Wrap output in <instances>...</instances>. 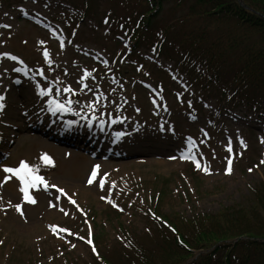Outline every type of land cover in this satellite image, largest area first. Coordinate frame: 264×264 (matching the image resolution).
<instances>
[{"label": "rangeland", "instance_id": "obj_1", "mask_svg": "<svg viewBox=\"0 0 264 264\" xmlns=\"http://www.w3.org/2000/svg\"><path fill=\"white\" fill-rule=\"evenodd\" d=\"M154 1L155 5L149 0H0V53L17 52L32 67L42 68L47 82L56 79L63 89L70 86L76 92H63L61 99L50 87L53 91L44 102L78 98L86 107L97 92V101L104 100L109 113L123 117L114 120L130 133L115 144L121 155L112 152L111 156L102 146L95 145L97 150L78 138L59 139L61 131L50 138L52 132L43 134L44 126L38 125L41 130L28 126L23 114L32 112L25 92L37 89L29 82L13 88L14 64L0 56V94L8 95L0 110L2 146L7 150L8 142H15L0 166L28 161L38 165L37 174L49 183L47 191L42 185L30 189L36 204L23 200L15 177L0 187V264H103L93 246L103 257L130 258L161 235L163 226L157 217L172 223L180 217L240 210L248 205L253 187L256 192L263 190L264 111L252 107L256 103L248 99L227 101L215 78L208 81L180 59L188 44L179 43L178 34L183 33L179 28H188L192 20L193 26L211 25L209 18L191 16L189 9L180 6L174 9L172 1L159 17L142 16L146 9L159 7ZM20 5L34 17L39 13L46 27L21 18ZM241 23L226 15L212 26L231 28L261 46L262 40ZM188 35L193 40V34ZM86 71L91 75L80 83ZM260 101L264 104V97ZM139 127L143 131L138 136ZM43 153L52 158L51 165L40 160ZM228 159L232 160L230 174ZM95 165L101 166L99 174L89 185ZM4 175L0 171V180ZM101 178L103 189L97 182ZM51 185L63 188L66 195ZM17 203L23 216L15 210ZM196 221L202 222L203 217ZM61 228L66 231L60 232ZM125 237L134 240L132 248L119 240ZM125 257L117 264H127Z\"/></svg>", "mask_w": 264, "mask_h": 264}, {"label": "trees", "instance_id": "obj_2", "mask_svg": "<svg viewBox=\"0 0 264 264\" xmlns=\"http://www.w3.org/2000/svg\"><path fill=\"white\" fill-rule=\"evenodd\" d=\"M165 1L168 0H161V3ZM244 1L264 13V0ZM182 2L191 7V16L201 14L213 19L215 24L229 15L246 23L262 40V46L255 47L239 38L230 28L221 30L207 25L201 26V31H193V41L197 46L189 48L193 55L205 61L210 73L212 70L208 63L221 79L224 80L223 76L230 78V82L223 84L226 89L233 88L241 100L261 104L257 92L264 94V19L244 9L238 0ZM248 202L240 210L206 215L202 222L196 221V217L177 220L174 231L163 228L154 243L144 244L135 250L133 253H137V257L128 259L127 264H181L193 257L195 250L203 251L189 264H264V242L248 241L242 237L234 245H218L210 250L221 241L242 235L264 237V188L256 192L255 198L250 196Z\"/></svg>", "mask_w": 264, "mask_h": 264}, {"label": "snow or ice", "instance_id": "obj_3", "mask_svg": "<svg viewBox=\"0 0 264 264\" xmlns=\"http://www.w3.org/2000/svg\"><path fill=\"white\" fill-rule=\"evenodd\" d=\"M105 23H107V20L105 21ZM3 27L8 28L10 27V25L4 24ZM61 47H63V41H61ZM44 57H45V61L46 63H48L49 65L52 63V60L49 59V52L47 50L44 51L43 53ZM0 56L6 57L12 61H18L19 58L15 55H12L8 52H3L0 53ZM19 63L21 65L24 64V62L22 60H19ZM14 72L20 73L23 71L24 75L27 76L28 72L25 70V68H20V67H14L13 68ZM41 76H44V73L41 71L39 73ZM91 73L89 72H85L83 77L81 78L80 83H83V79L90 76ZM15 83H20V81L17 79L16 81H14ZM84 87H87V85L85 84ZM36 89H37V94L40 97H45V96H50V94L52 93V89L50 87H42L41 84L37 83L36 84ZM64 93H71L72 95H75L76 92L69 86V87H65L63 89ZM61 94L60 89H56V96L59 97ZM5 100V96L4 95H0V110H3L5 107V104L3 103V101ZM73 103H79L78 101H74L72 99H64L63 101H61L60 99H56V98H50L47 100V111H49L52 115H56L57 113H66V112H72L74 115H80L79 112H75L72 108ZM96 103H98V101H96ZM86 107H88L89 109H92L93 111L95 110L93 107L92 103H89L86 105ZM93 119H95V117H93ZM117 120H113L112 123H116ZM76 121L73 120H69L66 122L67 126L70 128L73 124H75ZM101 123H103V121H101ZM92 121L89 120L88 121V125L91 126ZM124 135L123 132H117L116 133V137L117 139H119L120 137H122ZM189 143H192L191 138H188ZM261 143H264V138L261 139ZM241 144L244 145V147H247L246 144H244L243 141H241ZM228 151L231 152L232 148L229 146L228 147ZM182 159L187 158V159H192L195 161V158L191 155L188 156H181ZM40 160L43 161V163L45 165H51L53 163L52 158L46 154L43 153L40 156ZM196 163V167L199 169L201 168V165L199 162H195ZM261 164H264V160H261L260 162ZM227 168H226V172L228 174L231 173L232 171V160L228 159L227 161ZM100 165H95L91 171V175L87 181V183L89 185L93 184L94 181L97 180V176L99 174V169H100ZM205 172H208V168L205 167L203 169ZM0 171H2L3 173H5V175L3 176V179L0 180V187L3 186L4 183H7L10 179H12L13 177H15L18 181H19V192L23 194V200L27 203H31V204H36L37 200L34 197V195L30 192V189H37L38 186L42 185L43 189L45 191H47V189L49 188V183L47 180L44 179L43 176L38 175L37 173L39 172V167L36 164H30L28 161L25 160H21L19 162L18 166H7V165H3L0 166ZM249 171L251 172L252 169H249ZM103 175H107L106 173ZM98 184L100 186L101 189H103L105 187V180L103 178L99 179ZM52 188H56V190L62 194L64 193V189L63 188H58L56 185H51ZM71 200V198H69ZM101 199H106V197H101ZM109 203H113L111 200L108 201ZM9 203H11V201H9ZM71 203L75 204V200H71ZM50 206H54L51 204L50 202ZM113 206L115 207L116 205L113 204ZM15 210L20 213L21 216L24 215L23 211H22V205L20 203H17L14 205ZM122 210V209H121ZM61 211H63V209H61ZM67 214V213H65ZM52 230L53 232H56L57 229L55 226H52ZM60 232L66 231V229H59ZM80 239H84V237H80ZM2 243V242H0ZM88 244H92V240L88 239L87 240ZM72 247H75L74 244L71 245ZM93 252H96L95 247L93 246L92 248Z\"/></svg>", "mask_w": 264, "mask_h": 264}]
</instances>
